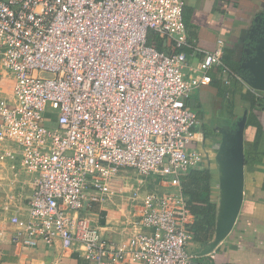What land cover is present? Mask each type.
<instances>
[{
  "label": "built area",
  "instance_id": "built-area-1",
  "mask_svg": "<svg viewBox=\"0 0 264 264\" xmlns=\"http://www.w3.org/2000/svg\"><path fill=\"white\" fill-rule=\"evenodd\" d=\"M184 5L0 0V166L19 156L34 185L27 216L8 218L13 243L59 241L87 264H194L187 249L194 216L180 177L204 156L189 147L201 140V121L187 102L211 84V69L259 92L224 66L222 40L188 67L185 50L198 49L187 36ZM124 171L137 177L134 211L127 238L115 244L82 213L122 194L116 183L126 181ZM146 179L177 192L146 190Z\"/></svg>",
  "mask_w": 264,
  "mask_h": 264
},
{
  "label": "crops",
  "instance_id": "crops-1",
  "mask_svg": "<svg viewBox=\"0 0 264 264\" xmlns=\"http://www.w3.org/2000/svg\"><path fill=\"white\" fill-rule=\"evenodd\" d=\"M184 4L183 16L187 36L198 49L197 52L191 49L185 50L188 67L196 66L203 54L213 51L217 41L222 40L224 42L222 52L224 66L232 73H240L238 75L245 80L242 76L245 73L241 70V64L246 58L245 49L250 43V33L259 23V19L264 16V0H184ZM185 72L189 74L188 68ZM208 73L212 77V82L215 80L219 83L221 89L216 88L214 82H211L209 86L193 90L187 105L201 121L198 128L201 140L196 145H200L197 148L201 152L209 155L208 160H204L203 164L210 163L218 171V186L215 195L218 219L222 212V199L219 196L221 171L217 163L218 148L217 151L213 150V145L205 139L201 126L208 123L216 127L220 125V122L217 123L210 118L211 111H223L224 106L228 109L226 115L229 117L230 124L233 125L238 117L234 114L236 108L240 107L243 109V114L244 112L248 114V110L244 111L245 106L240 97L241 94L250 92L262 100L253 114L257 117L264 133V92L258 91L256 95L238 81L229 79L228 74H223L219 70L211 69ZM227 79H229L228 85L224 83ZM221 90L229 91V93L222 96L220 95ZM238 90L239 92H236ZM235 102L236 106L232 104ZM216 130L215 128L214 131ZM255 134V128L245 127L244 160L245 151L254 142ZM259 151L262 152L261 156L250 157L252 164L244 165L243 202L231 232L211 253L204 256H198V254L208 244L200 246L191 242L187 249L193 257L194 264H264V137L259 145ZM19 161L20 157L17 156L13 161L0 166V232L4 233L0 235V264H50L55 262L58 264H87L76 248L65 251L61 248L59 241L51 247L38 241L36 246L28 248H22L11 241L14 227L8 222V218L14 213L23 218L27 216V201L34 188L32 179L21 171ZM11 165L14 166L13 170L10 168ZM15 173H18L17 177H14ZM133 180H126L124 183L119 180L116 184L117 186L122 185V194L115 195L102 205L87 208L82 213V216L90 220L92 227L101 230L104 239L108 242L119 244L127 238L124 226L134 211L130 190L131 186L137 185V179ZM158 187L161 191L156 189ZM150 190L160 193L177 192L176 188L167 183L152 184Z\"/></svg>",
  "mask_w": 264,
  "mask_h": 264
},
{
  "label": "water",
  "instance_id": "water-1",
  "mask_svg": "<svg viewBox=\"0 0 264 264\" xmlns=\"http://www.w3.org/2000/svg\"><path fill=\"white\" fill-rule=\"evenodd\" d=\"M246 45V58L241 64L245 82L252 89L264 92V16L254 26ZM247 114L236 122L232 130H220L221 139L217 158L220 163V186L224 187L222 212L216 221L214 240L198 254L211 253L231 232L243 202L244 190V131Z\"/></svg>",
  "mask_w": 264,
  "mask_h": 264
},
{
  "label": "trees",
  "instance_id": "trees-1",
  "mask_svg": "<svg viewBox=\"0 0 264 264\" xmlns=\"http://www.w3.org/2000/svg\"><path fill=\"white\" fill-rule=\"evenodd\" d=\"M153 38L154 37L151 35L149 36L148 44H153ZM156 44L158 50H162L160 41H157ZM242 76L245 77V74H242ZM213 82L217 86L216 88L220 90L221 85L216 83L215 80H213ZM236 92H239V90ZM228 93L229 91L221 90L220 95L225 96ZM240 99L245 106L244 111L248 110L245 127H253L256 129L254 142L250 144L251 146L245 151V164L251 165V158L253 156L259 157L262 155V152L259 151V145L264 137L263 128L255 114H253V111L256 110V107L260 106L262 100L255 97L250 92L241 94ZM239 118L240 117L236 118L232 128H235L236 122ZM204 137L205 139L208 138L206 134H204ZM202 154L204 160H208L209 155L206 152H202ZM217 174V169L212 167L210 163H207L199 168L187 171L180 177L182 196L185 199L187 208L194 216V222L190 227L193 234L192 242L200 246L209 244L214 238L217 221V204L215 198L218 186Z\"/></svg>",
  "mask_w": 264,
  "mask_h": 264
},
{
  "label": "rangeland",
  "instance_id": "rangeland-1",
  "mask_svg": "<svg viewBox=\"0 0 264 264\" xmlns=\"http://www.w3.org/2000/svg\"><path fill=\"white\" fill-rule=\"evenodd\" d=\"M232 104L236 106L237 103L235 102V103H232ZM195 110L198 111V109H195ZM227 110H228L227 107L224 106L223 107V111H221V110H218V111L217 110H213V111H211L212 114H211L210 118H213L215 120V122H217V123L220 122L219 123L220 125H217V127L212 125L211 123H208L206 125L207 130H208V135H207L208 136V138H207L208 141L207 142H210L213 145L212 147L214 148L213 149L214 151H217V148L219 147V141L221 139V134L219 132L215 133L214 129L215 128L216 129H218V128H221V129H224V128L233 129L232 128L233 125L230 124L229 117L226 115ZM234 114L236 116L240 117L241 114H243V109L240 108V107L236 108V110L234 111ZM189 147H195V148L198 147L199 148L200 145L199 146L191 145ZM217 163L219 164V166H221L219 161H218V158H217ZM219 169H220V167H219ZM121 174L126 178V180H129V181H132L133 179H135V180L137 179V177L131 171H124ZM145 182H146V190H150V187H152V184H156V183H153L152 179H146ZM156 189H159L161 191V189L159 187L156 188ZM220 189H221V192H220L219 196H221L220 198L222 199V196L225 194L223 185L220 186ZM144 190H145V187H144Z\"/></svg>",
  "mask_w": 264,
  "mask_h": 264
},
{
  "label": "flooded vegetation",
  "instance_id": "flooded-vegetation-1",
  "mask_svg": "<svg viewBox=\"0 0 264 264\" xmlns=\"http://www.w3.org/2000/svg\"><path fill=\"white\" fill-rule=\"evenodd\" d=\"M201 127H202V129H203V133L206 134V135H208V130H207L206 125H202ZM233 129H234V128H233ZM220 130H225V129L218 128V129L216 130L215 133H217V132L220 133Z\"/></svg>",
  "mask_w": 264,
  "mask_h": 264
}]
</instances>
